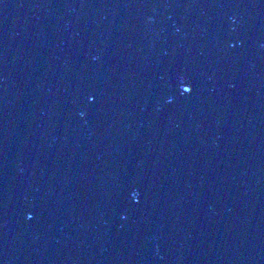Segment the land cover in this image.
<instances>
[{
	"label": "water",
	"instance_id": "95a60500",
	"mask_svg": "<svg viewBox=\"0 0 264 264\" xmlns=\"http://www.w3.org/2000/svg\"><path fill=\"white\" fill-rule=\"evenodd\" d=\"M0 264H264V0L1 26Z\"/></svg>",
	"mask_w": 264,
	"mask_h": 264
}]
</instances>
